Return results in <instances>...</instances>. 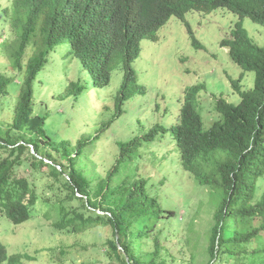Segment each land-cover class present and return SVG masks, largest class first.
<instances>
[{"label": "trees", "instance_id": "obj_1", "mask_svg": "<svg viewBox=\"0 0 264 264\" xmlns=\"http://www.w3.org/2000/svg\"><path fill=\"white\" fill-rule=\"evenodd\" d=\"M0 6L4 55L0 62L7 61L12 70L0 71V115L2 108H12L13 114L11 123L0 121V151L6 153L0 155L1 217L18 225L42 215L55 229L73 235L109 224L112 259L106 264H171L173 257L162 238L168 236V221L174 218L180 223L185 213L164 206L161 190L165 180L152 182L141 171L146 161L134 165L137 146L147 143L151 149L166 134L177 155L176 174L207 187L215 207L203 247L208 259L195 262L194 251L188 264H264V36L260 42L259 35L250 33L243 22L249 19L264 27V0H140L136 3L142 9L140 19L132 18L121 39L97 36L113 26L100 5L91 19L79 22L65 0H3ZM219 8L237 17L231 22L230 37L223 38L221 45L228 46L231 59L243 70L255 74L253 86L247 89L241 82L244 72L236 79L229 77L239 95L237 102L213 94L211 100L200 102L203 85L186 88L177 97L176 124L165 125L163 132L164 126L157 123L130 143L117 141L118 155L103 174L87 161L97 136L95 142L85 134L72 143L69 139L57 142L47 135L51 99L37 100L36 90L43 84V72L53 70L52 57L65 70H69L71 57L78 58L84 71L81 78L69 80L53 95L61 101L59 108L68 103L75 107L88 84L106 88L117 70L116 112L120 115L130 90L138 84L132 63L140 56L141 43L157 40V31L175 16L198 47L190 13L201 22ZM211 104L214 112L204 114L201 106ZM71 113H64L65 122L67 116L74 117ZM115 117L100 123L101 132ZM20 166L38 174L47 168L66 195L46 196L43 211L37 203L43 197L36 187L38 177L24 175ZM170 232L171 237L174 231ZM32 259L21 252L8 253L0 239V264H25Z\"/></svg>", "mask_w": 264, "mask_h": 264}, {"label": "rangeland", "instance_id": "obj_2", "mask_svg": "<svg viewBox=\"0 0 264 264\" xmlns=\"http://www.w3.org/2000/svg\"><path fill=\"white\" fill-rule=\"evenodd\" d=\"M2 2L3 0H0V4ZM190 14L189 22L203 48H195L184 23L176 17H171L158 31L156 41L141 43L140 56L133 62L138 84L130 90L131 97L124 102L120 115L116 112V94L120 89L119 71L112 72L110 84L104 89L88 84L85 95L79 97L73 108L68 102L59 108L61 101H56L53 95L58 94L64 84H67V76L74 78L77 75L76 64H72L70 71L55 67L51 73H44L43 84L38 87L36 94L37 100L42 102L45 97L51 99L50 116L45 124L47 135L57 142L69 139L75 143L85 134H90L89 141L95 142L98 139L94 147L90 148L87 161L97 173L103 174L118 155L117 141L130 143L139 138L143 129L157 123L164 126L163 132L165 125H174L178 110L177 97L184 88L203 85L198 94L201 102L211 100L213 95L237 102L239 95L232 88L229 77L236 79L244 72L241 82L243 88L247 89L253 86L255 75L253 71L243 70L238 66L227 54V50L219 45L224 35L229 36L231 22L237 17H233L225 9H217L199 22L195 13ZM243 22L250 33L255 32L256 37L259 35L261 42L264 27L249 19H244ZM9 38L10 35L6 39ZM2 53L0 46V56H3ZM7 70L12 72L8 62H0V71ZM76 77L81 78V75ZM14 87L13 93L16 92L17 85ZM67 100L69 99L65 101ZM212 106L203 105L201 109L204 114H212ZM70 111L74 117L67 116L68 120L65 122L64 113ZM113 115L116 116L113 122L104 126L101 132L100 123H108ZM12 117V108H2L0 121L11 123ZM167 142L168 136L164 134L161 141H154L151 149L147 143L137 146L134 165L142 159L146 161L141 171L149 174L152 182L165 180L161 190L164 206L177 209L179 214L185 213L180 223L174 221V218L168 221V236L162 238L169 248L170 257H173L171 264H188L191 252L194 251L197 252L195 262L207 260L208 255L203 252V247L207 245L215 207L209 201L207 187L199 185L187 175L176 174L177 155L174 144ZM0 155L6 156V153L0 151ZM26 155L29 153L26 152ZM43 169L45 172L40 174L24 169L21 171L26 176L38 177L35 180L36 187L38 194L43 197L37 203L42 204L44 211L46 196L62 197L66 195V191L58 188L60 183L54 182V177L46 172L47 168ZM171 229L174 234L170 237ZM111 238L113 229L104 223L73 235L71 231L55 229L51 220L42 215L18 225L0 216V239L5 243L8 253L21 252L33 257L30 261L26 260L25 264H106L112 259L108 242Z\"/></svg>", "mask_w": 264, "mask_h": 264}, {"label": "clouds", "instance_id": "obj_3", "mask_svg": "<svg viewBox=\"0 0 264 264\" xmlns=\"http://www.w3.org/2000/svg\"><path fill=\"white\" fill-rule=\"evenodd\" d=\"M65 1L67 3L68 10L75 16V18L78 22L91 19V17L97 13V6L100 5L102 7L106 16H108L112 20L113 26L111 28H109V30L101 32L100 34L97 35L101 38L102 37H105V38H113L114 37L116 39H121V38L125 37L127 35L130 23L132 21V18L138 22V20L140 19V13L142 11L141 8H138L136 6V3H138L140 0H65ZM219 9H224V8H219ZM133 11L135 12L134 14H132ZM208 14H210V13H208ZM172 17H175V16H172ZM170 19L168 20V22L170 21ZM177 19H179V18H177ZM180 21H182V20H180ZM165 25H163V26H165ZM192 30H193V28H192ZM230 30H231V28L229 29V36L224 35L220 40H222L223 38H226V37H230ZM158 31H157V33H158ZM186 31H187V27H186ZM187 33H188V31H187ZM193 33H194V31H193ZM157 36H158V34H157ZM188 36H189V34H188ZM157 39H158V37H157ZM189 39H190V36H189ZM144 41H149V40H144ZM191 42H192V40H191ZM220 42L221 41H219L220 47L227 50V54H229L228 46H222ZM192 44H193V42H192ZM0 46L2 47V45H0ZM195 48H197V49L203 48V46H202V44H200V46L195 47ZM60 52H61L60 57H63V54H62L63 51H60ZM71 60H72L71 63L68 64L69 65V71L72 68V64L75 63L77 68H78L77 75H83L84 71H83V74H81V71H82L81 70V68H82L81 61L75 57H71ZM51 62H52V69H54L55 67L57 68L59 66H63V64L57 62L55 57H52ZM132 67H133V63H132ZM44 73H48V72L45 71V72H43V74ZM77 75H75L74 78L67 76V80L69 81L71 79H75ZM41 76H43V75H41ZM112 76H113V73H112ZM199 85H201V84H199ZM194 86H196V85H194ZM191 87H193V86H190V88ZM186 88H188V87H186ZM186 88H184V90ZM177 103H178V109H179L178 100H177ZM177 113H178V110H177ZM176 118H177V114H176ZM175 124H176V119H175L174 125ZM78 195H80V194L78 193Z\"/></svg>", "mask_w": 264, "mask_h": 264}]
</instances>
